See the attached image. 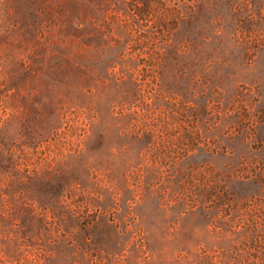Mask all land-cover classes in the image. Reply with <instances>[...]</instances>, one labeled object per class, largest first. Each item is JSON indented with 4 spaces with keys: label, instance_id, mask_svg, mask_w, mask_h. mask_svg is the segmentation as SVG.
<instances>
[{
    "label": "rangeland",
    "instance_id": "obj_1",
    "mask_svg": "<svg viewBox=\"0 0 264 264\" xmlns=\"http://www.w3.org/2000/svg\"><path fill=\"white\" fill-rule=\"evenodd\" d=\"M0 264H264V0H0Z\"/></svg>",
    "mask_w": 264,
    "mask_h": 264
}]
</instances>
